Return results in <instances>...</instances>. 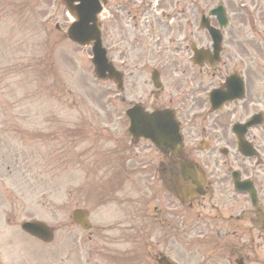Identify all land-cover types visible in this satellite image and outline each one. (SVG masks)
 Returning a JSON list of instances; mask_svg holds the SVG:
<instances>
[{"label": "flooded vegetation", "instance_id": "flooded-vegetation-1", "mask_svg": "<svg viewBox=\"0 0 264 264\" xmlns=\"http://www.w3.org/2000/svg\"><path fill=\"white\" fill-rule=\"evenodd\" d=\"M101 28L127 92L138 80L128 103L172 110L182 145L124 155L140 179L115 206L107 191L100 218L89 208L91 264H264V0H105Z\"/></svg>", "mask_w": 264, "mask_h": 264}, {"label": "rangeland", "instance_id": "rangeland-1", "mask_svg": "<svg viewBox=\"0 0 264 264\" xmlns=\"http://www.w3.org/2000/svg\"><path fill=\"white\" fill-rule=\"evenodd\" d=\"M57 2L0 0V234L11 249L8 258L19 264H91L86 234L71 227V211L92 208L101 217L97 199L106 173L108 180L119 179L112 203L134 198L129 182L140 179L124 158L127 123L123 110L112 109L120 103L103 106L89 49L64 39L69 20ZM131 81L128 94L136 100L138 80ZM34 218L63 227L54 250L20 232L18 225ZM77 241L84 246L75 249ZM117 247V241L109 246ZM49 251L53 256L46 257ZM1 252L0 264H8ZM99 252L94 257L102 264ZM123 252L110 251L111 264Z\"/></svg>", "mask_w": 264, "mask_h": 264}, {"label": "water", "instance_id": "water-1", "mask_svg": "<svg viewBox=\"0 0 264 264\" xmlns=\"http://www.w3.org/2000/svg\"><path fill=\"white\" fill-rule=\"evenodd\" d=\"M61 1L66 5L68 12L77 19V21L68 30V34H67L68 39H70L71 41L77 42L80 45L87 44V43H89V41H95V46L93 48L94 53H95L94 65H95V68L97 70L98 77L102 78L101 74H103V71L105 68V62H104L103 53L99 49L100 42H99V33H98L97 24L94 23V25L90 28L91 29V35H89L90 30L87 29L88 28L87 24H86L87 21L81 22L80 21L81 15L76 14L73 10V7L70 5L71 4L70 2L74 1V0H61ZM82 16L86 17V13L84 14V12H83ZM92 34H93V36H92ZM29 227L36 228L37 226H34L32 224H28L26 230L29 233L32 232L31 234H34V235L40 237V235L36 234V232L38 230H30ZM44 232H46V230H44Z\"/></svg>", "mask_w": 264, "mask_h": 264}]
</instances>
